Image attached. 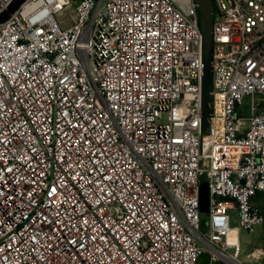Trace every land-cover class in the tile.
Listing matches in <instances>:
<instances>
[{
  "label": "built area",
  "instance_id": "1",
  "mask_svg": "<svg viewBox=\"0 0 264 264\" xmlns=\"http://www.w3.org/2000/svg\"><path fill=\"white\" fill-rule=\"evenodd\" d=\"M211 1L206 134L194 0H25L0 23V264H251L264 0Z\"/></svg>",
  "mask_w": 264,
  "mask_h": 264
},
{
  "label": "water",
  "instance_id": "2",
  "mask_svg": "<svg viewBox=\"0 0 264 264\" xmlns=\"http://www.w3.org/2000/svg\"><path fill=\"white\" fill-rule=\"evenodd\" d=\"M25 0H13L7 9L0 14V23L5 22ZM197 10L198 27L202 37V68H201V88H202V122L201 131L206 134L209 126V119L212 112V23L213 4L211 0H194ZM209 192L206 183H201L199 187L200 212L204 215L208 213ZM198 264H209V256L201 254Z\"/></svg>",
  "mask_w": 264,
  "mask_h": 264
},
{
  "label": "rangeland",
  "instance_id": "3",
  "mask_svg": "<svg viewBox=\"0 0 264 264\" xmlns=\"http://www.w3.org/2000/svg\"><path fill=\"white\" fill-rule=\"evenodd\" d=\"M247 104L248 102L245 101ZM264 212V209H262ZM239 240L242 248L250 250L254 247H262L264 248V225L258 226L254 229L252 234H246L241 232L239 235ZM244 255L240 256V259L243 260Z\"/></svg>",
  "mask_w": 264,
  "mask_h": 264
},
{
  "label": "crops",
  "instance_id": "4",
  "mask_svg": "<svg viewBox=\"0 0 264 264\" xmlns=\"http://www.w3.org/2000/svg\"><path fill=\"white\" fill-rule=\"evenodd\" d=\"M251 205L260 209L264 215V212L262 209H264V193H259L257 194L256 196H254L252 199H251ZM264 225V224H263ZM243 249V255H244V258H243V261H246V262H249L251 264H256L253 260H250V258L248 257V253H249V250L242 248ZM264 262V261H263ZM262 262V263H263Z\"/></svg>",
  "mask_w": 264,
  "mask_h": 264
}]
</instances>
